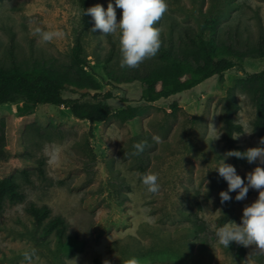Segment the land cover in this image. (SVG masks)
<instances>
[{"label": "rangeland", "instance_id": "1", "mask_svg": "<svg viewBox=\"0 0 264 264\" xmlns=\"http://www.w3.org/2000/svg\"><path fill=\"white\" fill-rule=\"evenodd\" d=\"M109 2L88 0V8L100 4L106 10ZM166 2L168 9L155 25L161 29L157 54L135 68H122L119 30L93 31L88 14L86 26L79 0H0V66L43 65L84 84L92 79L102 92L113 91L114 111L146 105L134 121L112 116L91 124L63 106L40 104L33 114L20 116L19 104H0V179L14 178L25 194L0 211V264H28L23 253L30 248L36 249L31 264H123L150 250L169 251L175 258L148 264H264L255 245L232 242L225 248L215 235L225 223H241L244 208L259 196L250 189L244 200L221 203L219 193L228 187L215 168L224 159L240 175L259 163L225 159L222 116L228 91L247 73L264 70V56H246L241 66L185 93L154 103L142 99V79L159 62L160 51L190 37L213 38L247 55L252 47H264V0ZM116 11L119 22L123 10ZM37 27L61 35L45 42ZM79 36L86 58L82 67L72 58ZM235 92L240 104L235 120L243 126L238 143L246 150L260 146L252 96ZM64 96L79 95L66 91ZM149 172L158 175L155 194L142 183ZM30 204L47 205L51 217H64L68 235H78L84 248L71 254L55 233L44 237L43 226L27 212Z\"/></svg>", "mask_w": 264, "mask_h": 264}, {"label": "trees", "instance_id": "2", "mask_svg": "<svg viewBox=\"0 0 264 264\" xmlns=\"http://www.w3.org/2000/svg\"><path fill=\"white\" fill-rule=\"evenodd\" d=\"M79 2L85 12L88 9V0H79ZM83 18L87 26L88 15L84 14ZM208 29L211 30L214 27L210 25ZM249 52L247 55L226 43H218L213 38L200 36L193 39L190 37L189 40L182 41L177 46L160 51L159 62L142 79L144 82L142 99L146 103H154L185 93L207 80L222 76L224 72L236 66H241L246 56L263 57L264 47H252ZM72 58L73 63L78 67L86 63L81 36L76 39ZM99 88L100 85L92 79L90 84H84L74 80L69 73L43 65L32 68H22L17 65L11 68L0 66V104H19L20 116L33 114L40 104L66 107L70 109L75 118L87 120L91 124L106 122L112 116L123 122L134 121L145 113V104H127L124 108L114 111L111 99L115 97V94L111 90L102 92ZM236 89L252 96L256 107L253 127L259 138H264V70L247 73L245 78L238 79L234 87L228 91L223 109V141L228 151L244 152L246 149L238 143L237 139V134L243 132V126L235 120V114L240 109ZM66 91L79 96L67 98L64 96ZM171 106L173 110H176L178 103L173 102ZM232 158L237 163L247 161ZM38 165L41 167L42 161ZM23 175L29 181L28 170H24ZM240 175L244 178L247 174ZM223 186L228 187L225 180ZM236 194L230 195L232 197L230 201L236 200ZM24 199L25 194L14 178L7 176L0 179V211L7 201L16 203ZM27 212L38 226H43L44 237L55 233L61 245L66 246L71 254H75L79 248L81 250L84 248L85 243L79 241L78 235H68V223L64 217L60 215L51 217L52 210L49 206L30 204ZM65 238L66 243H64ZM133 257L137 258L140 264H148L156 260L173 259L175 255L169 251L150 250ZM130 259L123 264H128Z\"/></svg>", "mask_w": 264, "mask_h": 264}, {"label": "clouds", "instance_id": "3", "mask_svg": "<svg viewBox=\"0 0 264 264\" xmlns=\"http://www.w3.org/2000/svg\"><path fill=\"white\" fill-rule=\"evenodd\" d=\"M118 8L123 10L119 22L116 11ZM167 9L166 0H114V3L110 0L106 10L97 4L86 9L84 14L92 17L93 31L101 30L106 35L119 30L120 66L135 68L146 58L155 56L160 49L161 29L155 25ZM35 31L45 42H50L61 35L58 31H42L39 27ZM259 145L244 152L234 150L226 153L225 159L236 157L246 159L250 164L259 161L246 177L242 178L236 167L226 163L224 159L215 168L218 175L228 184V189L219 193L221 203L231 200L232 192L237 193L235 199L240 201L246 198L250 189L259 191L258 199L244 208L241 223L237 224L234 221L225 223L216 230L217 243L225 248H229L232 242H237L243 246L255 245L257 252L264 253V138H261ZM134 147L142 152L144 146L137 143ZM141 179L150 193L155 194L159 191L157 174L149 172ZM35 255V248L27 249L23 253L28 264H31ZM128 264H140V261L133 257Z\"/></svg>", "mask_w": 264, "mask_h": 264}]
</instances>
